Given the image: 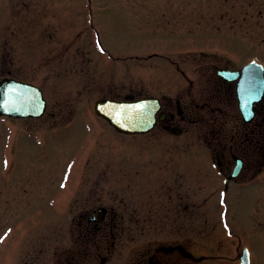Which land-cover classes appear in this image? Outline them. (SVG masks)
Returning a JSON list of instances; mask_svg holds the SVG:
<instances>
[{"label": "rangeland", "instance_id": "obj_1", "mask_svg": "<svg viewBox=\"0 0 264 264\" xmlns=\"http://www.w3.org/2000/svg\"><path fill=\"white\" fill-rule=\"evenodd\" d=\"M200 53L230 68L264 64V0H0V80L35 84L47 101L41 118L0 117V264L65 263L80 213L99 205L130 229L111 264L173 241L207 257L195 264H240L243 247L264 264V169L221 199L199 129L127 136L92 109L146 87L172 94L159 80L178 77L168 58L191 75Z\"/></svg>", "mask_w": 264, "mask_h": 264}, {"label": "flooded vegetation", "instance_id": "obj_2", "mask_svg": "<svg viewBox=\"0 0 264 264\" xmlns=\"http://www.w3.org/2000/svg\"><path fill=\"white\" fill-rule=\"evenodd\" d=\"M96 43L103 44L100 31L95 27ZM104 55L110 53L103 47ZM155 56L149 55L146 60ZM135 58V57H133ZM121 60V58H118ZM132 59L131 56L124 60ZM137 60H143L136 57ZM182 59V61L186 58ZM168 63L178 75L170 82L162 77V85L173 84L172 94H151L149 88L141 91L129 92L128 97L137 99L142 97H157L160 102L159 113L163 115L155 127L161 129L166 135H188L190 130L199 129L200 140L206 146L207 155L214 163L216 171L223 183L227 181L228 191L230 185L240 183L243 187L251 181L259 180L264 169V92L258 101L253 102V115L246 120L245 115L238 106L236 88L240 79L244 87L250 93L258 96L261 91L260 77L256 74H244L241 76L242 67L255 61L264 66L259 59H252L239 68H230L228 63L218 65V61L202 54L191 60L194 72L188 75V69H180L179 62L168 58ZM181 67V66H180ZM191 70V69H190ZM219 70L240 72L236 80H228L219 75ZM163 73V74H162ZM161 76L165 75L162 72ZM150 87V86H149ZM118 96H115L117 98ZM178 131L174 134L173 131ZM191 137V135L189 136ZM237 167V175L230 178ZM246 180V181H245ZM226 197L228 194L226 192ZM97 207L80 213L78 241L76 249L71 252L72 258L63 264H91V250L94 256L101 257L98 264H111L112 252L117 248L119 235L130 233V229L124 225L125 218L114 207H106L103 213H93ZM133 217H130V221ZM110 238V242L108 239ZM108 246L106 247V245ZM182 245L185 251L191 253L185 245L179 242L154 243L148 242L143 249L139 250L136 258L115 261L114 264H195L198 262L194 255L187 256L180 249L174 248ZM106 251V255L101 252ZM103 259V260H102Z\"/></svg>", "mask_w": 264, "mask_h": 264}, {"label": "water", "instance_id": "obj_3", "mask_svg": "<svg viewBox=\"0 0 264 264\" xmlns=\"http://www.w3.org/2000/svg\"><path fill=\"white\" fill-rule=\"evenodd\" d=\"M258 69V70H257ZM256 74L260 77L261 91L258 96L248 92L249 89H242L238 94L245 103L241 104V109L246 114V120L250 119L252 104L258 101L263 92L264 80L262 77V67L250 63L242 69V74ZM223 78L235 80L239 73L228 74L219 72ZM242 80L240 79V82ZM239 82V85L241 86ZM243 93V95H242ZM46 109V101L42 92L35 86L15 81L13 79L0 82V115L14 118H39ZM160 109L159 100L155 98H142L132 100L129 97L126 100L99 99L93 104V111L96 115L103 117L107 122L120 133L127 135L143 134L152 130L157 122L156 115ZM251 113V114H250ZM163 116H160L162 118ZM178 131H174L177 133ZM236 173L234 172L232 176ZM104 209H95L93 213H103ZM182 250L181 247H175ZM183 251V250H182ZM189 256V255H188ZM241 264H248V251L243 250L240 257Z\"/></svg>", "mask_w": 264, "mask_h": 264}]
</instances>
